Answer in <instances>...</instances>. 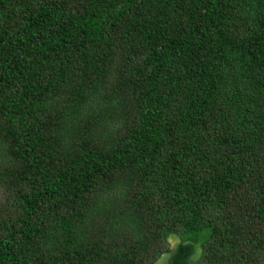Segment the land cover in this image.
<instances>
[{
  "label": "trees",
  "instance_id": "obj_1",
  "mask_svg": "<svg viewBox=\"0 0 264 264\" xmlns=\"http://www.w3.org/2000/svg\"><path fill=\"white\" fill-rule=\"evenodd\" d=\"M0 264H264V0H0Z\"/></svg>",
  "mask_w": 264,
  "mask_h": 264
},
{
  "label": "rangeland",
  "instance_id": "obj_2",
  "mask_svg": "<svg viewBox=\"0 0 264 264\" xmlns=\"http://www.w3.org/2000/svg\"><path fill=\"white\" fill-rule=\"evenodd\" d=\"M177 243V241L175 239H171L170 240V247L174 248L175 244ZM164 258V257H163ZM163 258L161 259V261L163 260Z\"/></svg>",
  "mask_w": 264,
  "mask_h": 264
}]
</instances>
